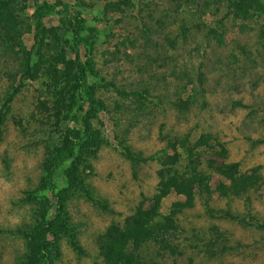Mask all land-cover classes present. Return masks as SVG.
<instances>
[{
  "label": "rangeland",
  "instance_id": "rangeland-1",
  "mask_svg": "<svg viewBox=\"0 0 264 264\" xmlns=\"http://www.w3.org/2000/svg\"><path fill=\"white\" fill-rule=\"evenodd\" d=\"M47 1L40 39L42 0H12L16 23L0 31V264H24L23 232L49 218L51 264H107L101 235L138 207L168 246L149 237L131 264H264V0L242 19L226 1ZM26 52L40 58L33 78ZM60 53L90 60L87 94L103 109L86 128L87 95L70 99L61 72L47 73ZM65 128L79 151L49 171ZM191 170L190 204L176 180L153 201L161 173Z\"/></svg>",
  "mask_w": 264,
  "mask_h": 264
},
{
  "label": "trees",
  "instance_id": "trees-1",
  "mask_svg": "<svg viewBox=\"0 0 264 264\" xmlns=\"http://www.w3.org/2000/svg\"><path fill=\"white\" fill-rule=\"evenodd\" d=\"M12 0H0V31L7 34L14 27L16 23L15 15L13 14ZM220 1H226V4L229 6L231 14L240 19L244 18L250 8L259 6L258 0H202L203 5H208L209 2L218 3ZM56 2H48L47 0H42L39 13L35 16L36 19V32L35 38H41L44 30H51L49 28H44L39 26V31L37 26L39 25V16L43 14V11L55 10ZM74 19L76 22L73 38L79 43L84 45L86 49L85 39L82 36V30L85 28L84 19L79 15L78 10H73ZM54 34V33H53ZM8 37V36H7ZM40 59V58H39ZM39 59L35 62H31L29 58V52H26L24 70L22 71V77L33 78L39 67ZM53 62L49 68H47V73H53V77L56 78L55 73L61 72L63 87L66 92L69 93L70 99L73 98L74 93L84 92L87 95L88 107L84 111V117L82 118V126L86 128L89 126L88 119L95 115L96 110L103 109V104L101 101H95L90 98V93L87 94L88 87L85 84L86 74L90 70V60L84 55V59L80 60L77 56L75 58H65L62 53L58 56L53 57ZM57 63L60 66H57ZM57 66V67H56ZM54 78V79H55ZM53 79V78H52ZM17 88L14 87L12 92ZM125 94L124 92H119ZM126 95V94H125ZM9 99V96L7 97ZM81 104L79 105V107ZM79 136L78 129H69L65 128L64 132L60 138V144L56 147L55 154L51 159L47 160L46 168L50 171L51 167L55 164H58L62 159L71 158L73 160V154L78 153V148L76 150V138ZM201 143V142H200ZM202 143L206 144V140H202ZM76 157V156H74ZM76 159V158H75ZM222 166V165H221ZM221 166H218L221 167ZM74 164L71 163L68 173L73 177ZM224 172V171H223ZM230 177V176H228ZM231 183L230 187L232 191L237 192L240 189L235 177L230 178ZM177 181V192L185 196V203L190 204L193 194V185L196 183L199 185L201 183L200 178L196 176L195 172L191 170V175L188 178H183L175 175L174 173L164 176L162 173L159 176L157 182L158 192L153 195V201L156 203L159 201L160 197L165 195L169 189L172 187L173 183ZM224 184H220L219 188H222ZM223 193H226V190H223ZM59 196V197H58ZM58 197V208L61 209L62 204H60L61 195L57 194ZM57 216V212L54 214ZM150 213L147 210L138 207L134 210L133 213L127 214L121 225L111 223L107 226L104 233L101 235V242L98 245V253L101 254L107 264H131L132 254L137 256L136 252H139L141 244L147 240L149 237H153L151 240L158 239L161 247L168 246L167 243H164V235L160 232H156L157 229L162 230L164 228L163 223L160 222H150L149 218ZM168 220V217L165 216ZM164 217L162 218V222ZM154 225L158 227L156 230H153ZM53 219H44L37 226H34L30 231L23 232V235L27 237V244L29 246V254L27 260L24 264H51L49 260V248L48 245L51 243V240L47 239L48 233L53 230ZM158 235L157 237H155ZM160 235V236H159ZM127 251L130 253L128 254ZM139 254V253H138ZM127 256V257H126ZM133 264H141L140 262H133Z\"/></svg>",
  "mask_w": 264,
  "mask_h": 264
}]
</instances>
